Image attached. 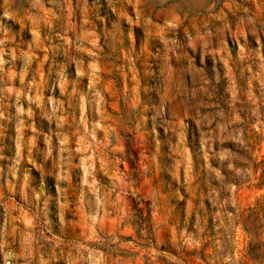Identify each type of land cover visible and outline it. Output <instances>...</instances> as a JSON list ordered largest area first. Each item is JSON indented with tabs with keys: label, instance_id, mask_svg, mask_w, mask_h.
<instances>
[{
	"label": "rangeland",
	"instance_id": "374dc122",
	"mask_svg": "<svg viewBox=\"0 0 264 264\" xmlns=\"http://www.w3.org/2000/svg\"><path fill=\"white\" fill-rule=\"evenodd\" d=\"M0 264H264V0H0Z\"/></svg>",
	"mask_w": 264,
	"mask_h": 264
}]
</instances>
